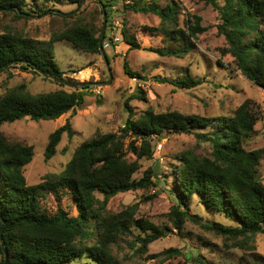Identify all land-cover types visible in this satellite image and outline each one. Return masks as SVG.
Instances as JSON below:
<instances>
[{
    "label": "trees",
    "instance_id": "1",
    "mask_svg": "<svg viewBox=\"0 0 264 264\" xmlns=\"http://www.w3.org/2000/svg\"><path fill=\"white\" fill-rule=\"evenodd\" d=\"M206 2L219 12L221 23L218 24V32L227 43L224 50L234 57L236 66L248 79L264 86V0ZM27 6V0H0V12L19 18L31 16L30 11L37 15L45 11L36 8L29 11ZM128 6L135 12L158 15L161 24L152 30L186 43L178 50L150 49L161 56L188 53L191 38L207 29L200 24L201 17L196 14L190 15L186 29L179 28V5L174 0L166 7L158 4L157 0H140ZM106 10L109 14L110 9ZM63 40L89 53H98L103 47L101 35L79 23L53 35L49 41L26 37L18 32L0 33V73L12 64H19L23 69L35 72L41 69L62 77L63 71L55 60L53 44ZM125 40L134 48L139 47L126 32ZM124 69L131 77L142 78L141 73L134 72L127 63ZM156 79L178 88H193L202 81L189 73L183 77L158 76ZM88 87L83 86L81 91L30 94L19 86L0 97V242L2 236L8 254L6 259L0 243V264H68L82 257L92 264H122L113 253L112 244L128 235L131 228L145 232L130 242L133 249L140 245L136 253L146 251L150 243L167 235L169 227L136 218L137 203L119 212L107 209L109 199L118 193L156 184L152 181L153 169L146 171L140 179L134 178L138 163L128 160L125 151L124 139L129 134L135 137L129 149L139 157L152 158V140L165 133H190L192 129H198L195 133L197 139L211 144V156L199 157L191 152L180 156L175 178L178 203L170 212L176 228L181 229L186 219H190L227 239L242 237L243 241H239L242 247L254 240L256 234L264 233V183L259 176V163L264 151L247 150L244 146L245 140L255 132L258 120V109L251 100L244 101L232 115L207 117L148 109L139 118H134V109L126 101L129 117L119 132L84 141L61 173L50 174L51 179L44 177V183L59 181L61 195L70 196L78 212L71 214L68 209L58 208L50 213L37 205L35 201L41 199L38 185H29L23 173L24 166L33 159V146L8 140L1 126L24 118L55 120L81 106L85 99L84 90ZM138 96L144 97L141 93ZM64 132L70 136L73 134L69 121L49 135L44 151L46 161L56 154ZM138 139L140 144L136 143ZM97 193L103 198H99ZM194 195L200 198L206 209L234 219L238 224L228 226L191 213L190 199ZM95 236L96 240L89 244ZM194 260L195 264H209L200 254L194 256ZM254 261L255 264L261 262L258 259Z\"/></svg>",
    "mask_w": 264,
    "mask_h": 264
},
{
    "label": "rangeland",
    "instance_id": "2",
    "mask_svg": "<svg viewBox=\"0 0 264 264\" xmlns=\"http://www.w3.org/2000/svg\"><path fill=\"white\" fill-rule=\"evenodd\" d=\"M140 0H27V9L45 10L41 15L16 17L0 12V33L18 32L26 37L49 41L53 35L67 28L81 24L102 35L105 8L107 13L106 37L115 36L120 40L106 48L112 78L102 52L89 53L63 40L53 44L54 57L63 78L70 83H84L85 99L81 106L70 110L55 120L34 121L24 118L6 122L1 126L8 140L33 146V159L23 168L29 185H38L41 199L36 204L48 212L58 208L78 212L70 196L61 195L59 181H47L44 177L61 173L73 157L76 149L86 140L100 135L119 132L129 117L125 102L134 109V118H139L148 109L154 112L178 111L207 117L232 115L246 100H251L258 109L255 132L248 137L244 146L247 150L264 151V86L248 79L234 62V57L224 49L225 37L218 32L220 15L206 0H174L178 3V27L186 29L190 15L201 17L200 24L207 27L191 38L190 51L182 56H161L150 49L166 48L178 50L186 43L182 39H170L163 33L153 31L159 27L161 18L151 12H135L128 5ZM151 2L152 0H142ZM173 0H157L166 7ZM107 11V10H106ZM125 32L138 43L134 48L125 40ZM127 63L142 78H133L125 72ZM190 74L202 80L193 88H178L170 83L159 82L156 77H183ZM23 86L30 94L47 93L56 90H82L81 85L73 86L44 76L31 69H23L19 64L0 73V97L13 88ZM143 94V98L138 95ZM98 99L101 102H98ZM69 121L73 134L64 132L56 154L48 161L44 158L49 135ZM209 129V128H207ZM198 129L188 132L165 133L152 140V158L139 157L129 149L135 139L131 134L125 141L126 157L137 161L138 170L134 178L140 179L145 172L153 169L152 181L155 186L118 193L107 204L110 212H119L129 205L138 204L136 218H144L158 226L169 227L167 235L148 245L142 253H136L130 242L145 232L131 228L128 235L112 244L113 253L122 264H195L194 256L201 255L209 264H255V259L264 263V233L255 235L254 240L243 247L237 240L227 239L202 224L186 219L181 229L175 227L171 209L178 203L176 193V172L180 166V156L185 152L203 157L211 156L212 146L196 137ZM140 144V139L136 140ZM259 176L264 183V152L259 163ZM52 177H48L51 179ZM63 188V187H62ZM63 194V193H62ZM99 198L103 195L97 193ZM190 211L204 220L224 225H236V220L221 213L206 209L200 198L190 199ZM150 232V231H149ZM96 240L92 238L88 243ZM237 242V244H236ZM1 243V242H0ZM170 249L173 251L167 252ZM2 254L0 252V260ZM68 264H92L87 258H79Z\"/></svg>",
    "mask_w": 264,
    "mask_h": 264
},
{
    "label": "water",
    "instance_id": "3",
    "mask_svg": "<svg viewBox=\"0 0 264 264\" xmlns=\"http://www.w3.org/2000/svg\"><path fill=\"white\" fill-rule=\"evenodd\" d=\"M102 7H103V11H104V27H103V32H102V35H101V45H102L103 40L105 38L106 22H107V11H106V8H105L104 5ZM101 52H102V54L104 55V57L106 59V62H107V65H108V69H109V73H110V76L112 78V73H111V70H110V64H109V61H108V58H107L106 51H105V49L103 47L101 48ZM38 71L41 74H43L44 76H47V77H50V78H53V79H57L59 82H62V83H66V84L73 85V86H78V85L85 86L84 83H75V84L70 83L67 80H65L63 77H55L54 74L46 72V71H43L41 69H38ZM1 243H2V246H3V249H4L5 258L7 259L8 258V254H7L6 249L4 247V239H3L2 236H1Z\"/></svg>",
    "mask_w": 264,
    "mask_h": 264
},
{
    "label": "built area",
    "instance_id": "4",
    "mask_svg": "<svg viewBox=\"0 0 264 264\" xmlns=\"http://www.w3.org/2000/svg\"><path fill=\"white\" fill-rule=\"evenodd\" d=\"M120 40L119 37H115V36H109L108 38H104L103 41V48L106 49L108 47H112L116 44V42H118Z\"/></svg>",
    "mask_w": 264,
    "mask_h": 264
}]
</instances>
